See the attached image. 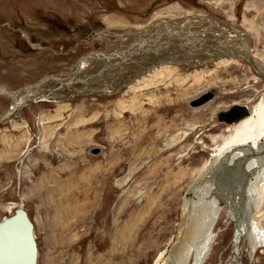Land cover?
<instances>
[{"label": "rangeland", "instance_id": "obj_1", "mask_svg": "<svg viewBox=\"0 0 264 264\" xmlns=\"http://www.w3.org/2000/svg\"><path fill=\"white\" fill-rule=\"evenodd\" d=\"M221 19L227 20L218 28L246 32L251 53L264 62V0H0V113L18 88L68 75L84 55L116 45L114 32L141 28L138 35L148 39L156 30L176 33L175 22L184 27L192 21L202 32L208 28L203 21ZM154 23L171 26L148 27ZM124 47L112 57L122 58ZM165 50L162 56H173ZM143 54L132 61L145 65L152 53ZM104 66L83 65L77 82L46 100H25L17 117L0 121V216L21 198L33 225L36 264H155L162 254L169 257L185 192L228 133L218 113L234 104L261 107L264 94L263 80L239 58L166 65L145 74L150 79L160 72L151 83L138 78L130 85L127 66L98 72ZM55 84L47 80L21 97ZM207 91L213 93L209 102L189 106ZM240 175L226 170L214 181L226 189L227 203L219 200L202 264H264V191L251 214L248 201L233 203ZM235 230L240 239L234 247Z\"/></svg>", "mask_w": 264, "mask_h": 264}, {"label": "bare ground", "instance_id": "obj_2", "mask_svg": "<svg viewBox=\"0 0 264 264\" xmlns=\"http://www.w3.org/2000/svg\"><path fill=\"white\" fill-rule=\"evenodd\" d=\"M111 22L113 21H108L109 26H112ZM191 22H188L191 24V26L185 25L184 27L175 22V25L172 28H178L175 29L176 33H170L169 31L173 32L171 28H166V30H168L167 34H163L162 31L161 32L159 31L160 33H158V31L156 30V32L155 31L153 32L155 35L154 36L150 35L149 38L151 39L148 38L149 40L146 38H142L146 34H142L141 36L138 35L141 34V28H138L140 30L138 29L136 30L134 29L131 31L127 30L123 33L117 32L118 34L115 32L116 34L115 37L116 38L119 37V40L115 39L116 40L115 42L117 43L116 45H114L111 48L105 47L106 50L103 53L84 55L71 68L70 73L68 75L65 76L57 75V77H59L58 78L59 80H54L53 78L47 79L50 81L52 80L53 83H56L55 87L58 86L56 89H54L55 87L50 88L49 90L45 91L44 94L40 93L31 98H34V101L44 100V99L46 100V97L52 91L58 90L59 88L66 85L69 86L73 82H77V80H75L74 78V75H77L78 71L81 70L82 66L91 65V63L93 64L96 61L97 63L98 62L105 63L104 68L102 67L103 69L98 70V72H101L105 68H108L109 67L108 63H110L112 66L119 67V69H123L122 68L123 66H127V69L129 68L130 71L133 72L137 71L142 66H144L143 64L140 65L141 63H144V61L141 63H137V62L135 63L134 61H132L133 60L132 56L138 54L148 46L149 47L151 46L153 50L156 49L157 52V48L160 46L164 47L165 46L164 44H168V46H170V44H175L176 43L175 41H172L170 40L169 37H167L172 34H174L175 37L177 38L184 37V40L182 41L180 40L183 43V45H181L182 43L179 44L180 48L184 47L186 49L185 46L189 44H195L198 46L203 45L210 47L209 51L213 53L223 54V56H220L217 59L218 61H226L228 60V58H239L241 60H244L241 57H239L241 53H244L246 49L247 50L249 49L251 52L250 37L247 36L245 33L234 29L233 27L234 25L231 24V26L233 27L231 28V31L221 30L220 28H218V26L222 22L211 23L205 20L203 22L207 23L205 25H207L208 28L205 29L203 28V31L200 32L198 28H201V26H199V24L195 26ZM161 23H159L160 25H157V23L149 24L148 27L150 28L151 26L152 27L154 26L156 27V29H158L159 27L171 26L166 24L162 25ZM193 23L195 22L193 21ZM262 25H264V20H262ZM146 28L144 27L143 29L145 30ZM204 34H209V36H205ZM161 36L166 38L162 39L161 41L155 44L158 47H154V45H151V43H153L152 42L153 38L155 37L158 38ZM121 37L124 38L120 39ZM130 37H137V38L135 40L130 41ZM195 37H197V39H195ZM238 39L239 41H237ZM243 39H246L245 42ZM133 42H136L135 45L133 44ZM125 45H127V48H131V49L126 48L125 52L121 56L122 58L116 56L112 57L111 54H118V51L119 50L121 51ZM238 48L240 50H238ZM168 51L170 52L169 55H173V56H169V57H165V55L162 56L161 55L162 52L161 50H159L160 52L159 55L154 56V58L157 61L155 62L154 65H152L151 69L146 71V73L144 72L138 74V76H134V79L132 81H130L131 78L129 76V78L127 79L129 82L126 85L128 84L130 85L131 82H135L138 78L142 79L144 81V82L142 81L143 83H151L155 78L159 76L160 72H155V74L153 73L154 75L150 79H146L145 74L147 73L149 74V71H154L155 69L158 70L159 67L172 65L173 63H164V60L171 59L172 57H174L175 54H182L178 49L172 47L170 48L167 47L165 52ZM209 51H207V54L210 53ZM185 52L186 53L184 56H186V58L182 60L184 62L183 63L184 65L192 66V67L203 65L202 63L205 60V56L207 55L206 53L199 55L198 53L197 54L191 53L188 50H185ZM95 54H99V55H95ZM100 54L104 55L108 62L101 60V58L97 59L99 56H102ZM227 54L229 55L234 54V55L227 56ZM152 58L153 56L151 55V58L149 59ZM177 58H182V56H177ZM173 59L175 61H178L176 57H174ZM254 59L257 65H259V68H261V70L264 72V62L262 63L259 62L255 57ZM91 75L87 76L86 78L90 77ZM256 75L259 76L258 74ZM45 81L31 88L28 87L27 85L25 86V89H23L22 87L21 89L16 90L15 97L14 99L12 98L13 101L11 102L10 109L8 110L6 109L5 111H7L8 114H13L14 113L13 110L18 109L20 104H22L25 100L29 101L31 99L30 97H25V99H22L21 95L23 94H21V92L29 96L33 92H35V90L40 89ZM258 103L261 105V107L259 105L258 106L256 105V107L252 106L253 107L252 109L251 107H249L250 114L248 116L242 118L237 123L228 124L230 125V127L227 128L228 133L225 137H223L224 139H222L219 146L214 149L213 156L209 161V163L207 164V167L202 171L200 175L197 176V178L191 183V185L185 192L181 204V211H182L181 220L177 227V234H176L177 239L173 241L170 254L168 255L169 257H166L164 259L163 258L164 256L162 254L155 264H160L162 260H163V264H187L188 255L190 254L191 251H192L191 255L193 258V259L191 258L192 260L191 264H202L206 260L207 251H209L210 249V242L213 236V228L219 218V205H220L219 200L220 199H222L223 201L225 200V197L223 196L225 192L223 190L226 189L223 188L222 190L221 189L222 187L220 188V185L218 186L216 184L217 182L214 181H216L215 179L217 178V176H218L217 179H220L222 175L224 176L226 170H234L236 172V170L239 169V171L241 172L240 178L239 177L236 178L237 185L240 184L239 192H238L239 198L236 200L232 195L231 197L233 199V203L239 205L241 204L242 201V203L244 202V204L246 205L245 201H248L247 207L248 209L250 207V214H251L253 208L259 205V203L261 202L262 193L264 191V94ZM234 105H239V104H234ZM243 175H244V179H242ZM233 208L234 207H232V209ZM234 237L232 243H234L233 246L235 247L240 239V234L237 232V230H235L234 232Z\"/></svg>", "mask_w": 264, "mask_h": 264}, {"label": "water", "instance_id": "obj_3", "mask_svg": "<svg viewBox=\"0 0 264 264\" xmlns=\"http://www.w3.org/2000/svg\"><path fill=\"white\" fill-rule=\"evenodd\" d=\"M135 43L133 44L135 45ZM151 45L157 47L154 43H151ZM174 45L178 46L177 44ZM167 47L169 46L168 45L164 47L160 46L158 48L167 49ZM127 49H131V48H127ZM195 50L196 51L202 50L206 54L207 51H209L208 48H205V46L203 45L196 46L191 44L190 47L188 48V51L190 52H196ZM148 51H153V49L150 50L148 47V49H145L144 51H142V53ZM209 52L210 53L206 55L207 58L204 60L202 64H205L210 60H215L218 59L220 56H223V54L213 53L211 51ZM95 55H99V54H95ZM233 55L234 54H230V55L227 54V56H233ZM239 57L244 59L251 66L253 71H255V73L258 74L261 77V79L264 81V72L261 70V68H259V65H257L249 49L248 50L246 49V51L244 53H241ZM99 58H101V60L105 62L107 61L104 55L99 56L97 59ZM164 63L180 64L182 62L175 61L173 58H171L168 60H164ZM152 65L154 64H149L145 68L143 67V69L135 72L130 77L131 78L130 81L134 79V76H138V74L144 73L149 69H151ZM108 66H112V65L108 63ZM49 78H53L54 80H59L58 79L59 77L57 76L52 77L50 75H47V76H43L38 81L28 85V87L31 88L37 86L38 84ZM126 81L128 80L126 79L125 82ZM57 87H55L54 89H56ZM23 89H25V86L23 87ZM14 97H15V93H12V96H10V102L7 106V110L10 109L11 102L13 101L12 98L14 99ZM212 98H213L212 92H204L198 97L190 100L188 104L192 108H197L206 104ZM29 101H34V98H31ZM24 105L25 102L20 104L19 108L23 107ZM18 109L13 110L14 111L13 114H8L7 111L4 110L3 112L0 113V121L9 115H13L17 117ZM249 114H250V110L247 105H233L228 110L219 112L217 116H218V121L220 123L233 124L239 122V120L248 116ZM96 152H98V149L93 148L92 153H96ZM36 257H37V247L33 234V225L30 219L28 218L26 211L23 208L21 198L18 197V203L12 209V212L10 214L0 216V264H36Z\"/></svg>", "mask_w": 264, "mask_h": 264}, {"label": "flooded vegetation", "instance_id": "obj_4", "mask_svg": "<svg viewBox=\"0 0 264 264\" xmlns=\"http://www.w3.org/2000/svg\"><path fill=\"white\" fill-rule=\"evenodd\" d=\"M208 21V20H207ZM219 22H223V21H218V22H216V23H219ZM195 39H197V37H195ZM244 40V42H245V40L246 39H243ZM240 48H242V47H240ZM238 50H240L239 48H238Z\"/></svg>", "mask_w": 264, "mask_h": 264}, {"label": "crops", "instance_id": "obj_5", "mask_svg": "<svg viewBox=\"0 0 264 264\" xmlns=\"http://www.w3.org/2000/svg\"><path fill=\"white\" fill-rule=\"evenodd\" d=\"M125 25L127 24V23H124Z\"/></svg>", "mask_w": 264, "mask_h": 264}]
</instances>
